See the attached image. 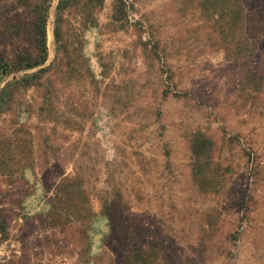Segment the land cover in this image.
Segmentation results:
<instances>
[{"label":"rangeland","instance_id":"374dc122","mask_svg":"<svg viewBox=\"0 0 264 264\" xmlns=\"http://www.w3.org/2000/svg\"><path fill=\"white\" fill-rule=\"evenodd\" d=\"M58 1L57 66L0 111V264H131L105 202L149 229L155 264H264V0H80L57 52ZM198 131L217 184L194 180Z\"/></svg>","mask_w":264,"mask_h":264},{"label":"trees","instance_id":"16d2710c","mask_svg":"<svg viewBox=\"0 0 264 264\" xmlns=\"http://www.w3.org/2000/svg\"><path fill=\"white\" fill-rule=\"evenodd\" d=\"M53 0H17L15 13L6 16L0 9V39L7 38L11 44V50L0 56V83L1 81L12 74L13 72L30 69L34 66L44 63L49 58V45H48V21L50 17V8ZM88 2L92 9L97 8L102 4L103 0H85ZM232 1V0H231ZM249 1L242 0L243 4L237 6L234 12L241 13L245 10L246 5L249 7ZM256 1V0H254ZM80 0H59L55 12V39L57 43V52L61 47L62 35V22L63 15L66 9L78 4ZM98 3V5H97ZM250 8V7H249ZM89 22V21H88ZM91 22V21H90ZM93 22V21H92ZM91 24V23H90ZM94 24V23H92ZM23 42V43H22ZM80 45L84 47L82 41ZM78 56V55H77ZM82 58L85 59L84 55ZM58 55L56 53L52 64L35 73L26 74L20 78H15L6 83L0 91V111L3 107L8 108L15 99V94L23 86H31L39 83L42 75L47 73L51 68L57 66ZM246 84L251 85L256 89L259 85L257 73L249 71L246 77ZM94 113H91V115ZM96 123V120L94 121ZM212 139L202 131H198L193 135L191 144V151L193 157L192 168L197 171L194 174V180L197 184H217L219 180H212ZM217 176H220L219 174ZM77 176L74 174V195L86 198L84 191L77 187ZM77 187V189H75ZM115 192V191H114ZM5 191L0 190V200L4 199ZM120 204H109L105 202L103 215L108 216L110 219L109 233L106 237L117 238L120 245L125 244L128 248V258L131 264H155V258L158 257L156 247L149 244L153 251H148L143 245V239L140 231L142 229L149 230L144 225L134 223L129 227H124L117 207ZM75 207V205H74ZM4 213L3 207L0 208V231L2 234H7L8 220ZM93 217L91 209L86 207L77 211L74 210V220H82L84 218ZM150 235L147 233V236ZM150 241V240H148ZM159 246V245H158ZM157 246V247H158Z\"/></svg>","mask_w":264,"mask_h":264},{"label":"water","instance_id":"95a60500","mask_svg":"<svg viewBox=\"0 0 264 264\" xmlns=\"http://www.w3.org/2000/svg\"><path fill=\"white\" fill-rule=\"evenodd\" d=\"M50 33H51L52 40L54 41V40H55V36H54V29H53V28H50ZM54 58H55V50H54V45H53V49H52L51 52H50V56H49V58H48L44 63H42V64H40V65H38V66L32 67V68H30V69L20 71V72L15 73V74H10L8 77H11V75H12L13 77H14V75H17V76L22 77V76H24V75H26V74H31V73H35V72L41 71V70H43V69L49 67V66L52 64ZM6 83H7V81L4 82V85H5ZM4 85H2V86L0 87V91H1V89H2V87H3Z\"/></svg>","mask_w":264,"mask_h":264}]
</instances>
